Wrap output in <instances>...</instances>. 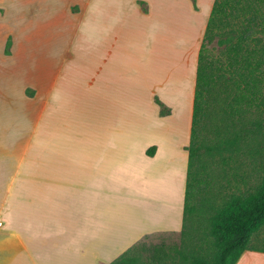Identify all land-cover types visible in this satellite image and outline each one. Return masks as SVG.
<instances>
[{
    "label": "crops",
    "instance_id": "1",
    "mask_svg": "<svg viewBox=\"0 0 264 264\" xmlns=\"http://www.w3.org/2000/svg\"><path fill=\"white\" fill-rule=\"evenodd\" d=\"M214 2L0 0V264H110L149 236L182 232L189 156L166 152L156 121H172L180 141L186 107L191 129L199 46ZM175 32L186 36L171 39L164 63L168 71L182 67L190 94L181 87L175 103L153 91L155 118L147 123L77 136L82 126L70 119L79 113L68 105L91 104L100 118L120 113L117 102L140 103L132 88L150 70L147 40ZM157 95L171 114L161 115ZM182 184L177 223L166 225L164 206ZM237 264H264V252L247 250Z\"/></svg>",
    "mask_w": 264,
    "mask_h": 264
},
{
    "label": "trees",
    "instance_id": "2",
    "mask_svg": "<svg viewBox=\"0 0 264 264\" xmlns=\"http://www.w3.org/2000/svg\"><path fill=\"white\" fill-rule=\"evenodd\" d=\"M264 0H215L206 27L205 41H210L217 31L231 26V20L243 17L237 39L226 51L227 60L209 57L204 45L199 50L196 86L192 111L190 144L188 146V171L185 190L182 235H187V225L199 207L207 206L211 193L208 160L221 157L227 162L239 141V136L229 137L226 131L246 110L264 104V49L255 46L258 32L264 33L262 17L256 3ZM262 30L258 31L257 28ZM11 40L6 53L9 54ZM227 61V62H226ZM28 95H34L28 90ZM163 107V106H162ZM163 109V108H162ZM161 115H166L161 110ZM225 131V132H223ZM206 132L210 137L206 136ZM214 136V138H212ZM155 148L148 151L153 155ZM207 160V161H206ZM207 231V250H178L171 264H237L250 247L252 236L264 227V179L248 194H230L221 205H211ZM138 246V245H137ZM134 246L110 264H140L133 252ZM146 264H168L161 255L152 257Z\"/></svg>",
    "mask_w": 264,
    "mask_h": 264
},
{
    "label": "rangeland",
    "instance_id": "3",
    "mask_svg": "<svg viewBox=\"0 0 264 264\" xmlns=\"http://www.w3.org/2000/svg\"><path fill=\"white\" fill-rule=\"evenodd\" d=\"M239 1L244 3V0H233L235 3H238ZM204 6L207 5L206 2L203 1V7ZM256 7L262 15L260 18V22H262L264 16V2L261 4L256 3ZM74 10H77V7H75ZM180 20H183V18ZM242 24L243 17H240L237 20H231V26L229 25L228 27H224L223 29L217 31L216 35L210 41H205L204 35L199 49L204 45V49L210 58L216 60L219 59L224 63L225 60H227L226 51L230 47V44L233 41H236L237 32H239V30L241 31L243 27ZM257 29L258 31L262 30L261 27ZM174 35V37H169L167 33V35L163 38L147 40V47L150 50L148 55V67L150 70L147 72L145 77H142L145 85L133 84L132 88L133 91L138 90L136 98L140 101V103L132 102V98H129L127 101L117 102L114 109L116 112L119 107L121 110L120 113H117V115H114L113 113L106 116L100 114L101 117L98 118V114L93 112L91 104L85 106L86 102H79L82 103L79 104L70 101L71 104L68 105L69 107L67 112L70 113L71 109L74 111L76 109L79 113L78 117L74 115L70 121L82 126V130L77 132V136H91V133L96 130L121 131L137 128V126L143 123V121L144 123L146 120L149 121V119L152 118L153 114L156 112L152 101V93L154 92L162 93L168 100H171L172 102L174 101L175 103L178 102V98H181V87L184 86L186 88V92L190 94V78L187 75L182 78V67L177 65L174 69L168 71V67L166 63H164L163 55L171 47L172 40L175 39L176 42L180 43V41H184L186 36L184 33L181 34V32H175ZM196 39H198V37ZM254 43L258 48L264 49L263 32L257 33ZM145 61L146 60H143L142 62L144 66ZM186 78L188 79L187 83L183 81ZM156 85L158 86L156 87ZM128 89L129 87H127V90ZM185 98L186 103L189 106L188 95H186ZM154 100L155 102L160 103V110H164L167 115L171 114V106L162 102L161 97L157 95ZM141 109L144 111H141ZM185 109L186 107L181 110V113L179 114V121L182 116L181 114L185 111L184 122L185 125L187 124L188 126V133L187 136L185 138L182 137L180 141H177L174 137L173 129L171 127L173 123L172 121H162L159 123L156 119L157 124H161L160 130L164 139V149L166 152L167 147L169 148V152H171L173 148L175 150L178 149L181 157H183V160L185 159V156H188L187 149L190 143L189 132L191 131V119L189 118L190 121H188L187 116L189 113L188 109ZM141 112H147L148 117L141 115ZM93 116H95L97 121H94ZM58 122L60 121H57L56 124H58ZM226 133L229 137L238 135L239 141L237 146L233 148L232 153L224 154L225 157H229L231 155L227 162H222V158L219 156L208 160L211 174V193L209 192L207 194L210 198L207 206L199 207L197 212L191 217L187 225V235L183 236L182 233L156 234L147 237L140 244H138L133 253L139 257L140 264L148 263L152 257H156L157 255H161L164 261L171 264L173 259L176 260L178 255L176 252L178 250H192L194 248L201 249L202 251L207 250L208 239L206 234L208 231L209 218L213 212L210 209L211 205H221L223 200L230 194H248L262 183L264 179V104L258 109L252 108L246 110L245 113L232 123ZM206 136L210 137L207 132ZM212 138H214V136H212ZM81 142H83V140ZM118 142L122 143L119 137ZM166 158L168 159V157ZM167 184L168 181L165 183V188H167ZM183 184L177 188L174 195V201L170 205H168L169 203H166L164 206V212L166 213L167 211L164 220L166 225H176L177 223L178 215L181 211V191L183 189ZM134 197L135 196L132 197L133 207H135ZM147 200H149V198L142 200L144 209L146 207ZM182 210L184 211V208ZM168 211L171 213L173 218L172 221L171 218L169 220ZM250 247L264 250V227L252 236Z\"/></svg>",
    "mask_w": 264,
    "mask_h": 264
}]
</instances>
